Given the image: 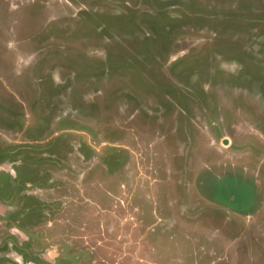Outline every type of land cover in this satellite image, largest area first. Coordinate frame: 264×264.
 Wrapping results in <instances>:
<instances>
[{"label":"rangeland","instance_id":"374dc122","mask_svg":"<svg viewBox=\"0 0 264 264\" xmlns=\"http://www.w3.org/2000/svg\"><path fill=\"white\" fill-rule=\"evenodd\" d=\"M0 264H264V0H0Z\"/></svg>","mask_w":264,"mask_h":264},{"label":"clouds","instance_id":"9594fccd","mask_svg":"<svg viewBox=\"0 0 264 264\" xmlns=\"http://www.w3.org/2000/svg\"><path fill=\"white\" fill-rule=\"evenodd\" d=\"M9 46L11 47V44Z\"/></svg>","mask_w":264,"mask_h":264}]
</instances>
